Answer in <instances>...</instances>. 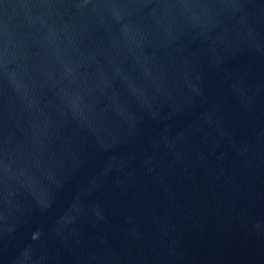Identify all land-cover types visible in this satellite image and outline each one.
Here are the masks:
<instances>
[{
    "label": "water",
    "instance_id": "obj_1",
    "mask_svg": "<svg viewBox=\"0 0 264 264\" xmlns=\"http://www.w3.org/2000/svg\"><path fill=\"white\" fill-rule=\"evenodd\" d=\"M0 264H264V0H0Z\"/></svg>",
    "mask_w": 264,
    "mask_h": 264
}]
</instances>
